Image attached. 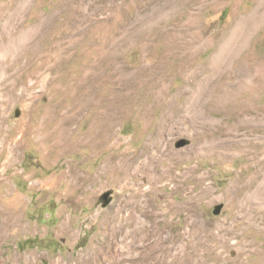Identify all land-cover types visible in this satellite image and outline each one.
<instances>
[{"label": "rangeland", "instance_id": "1", "mask_svg": "<svg viewBox=\"0 0 264 264\" xmlns=\"http://www.w3.org/2000/svg\"><path fill=\"white\" fill-rule=\"evenodd\" d=\"M20 3L29 67L0 98V136L22 146L10 163L0 152V213L16 212L0 264H77L106 246L96 264H264V0H0V43ZM233 36L243 49L216 66ZM157 136L181 181L122 180L111 160ZM213 136L254 141L230 156L195 148Z\"/></svg>", "mask_w": 264, "mask_h": 264}, {"label": "bare ground", "instance_id": "2", "mask_svg": "<svg viewBox=\"0 0 264 264\" xmlns=\"http://www.w3.org/2000/svg\"><path fill=\"white\" fill-rule=\"evenodd\" d=\"M17 7L18 8H16V11L10 15L9 19L7 21L5 19V22L2 23L3 24V35L2 36H6L7 40L4 39V41L0 43V71L5 73V75L0 74V85L3 87L2 92H4L3 94H1L2 92L0 93V98L1 96L4 98L5 95L9 97H14V91H15V88L17 87L18 80L14 81L13 79L16 75L18 74L20 75L22 72H25L27 68L29 67L28 62L23 61V58L26 53V52L24 53V41L27 40V38H24V36H27L30 34L27 31L26 33H24L23 29H20L21 27H19V25L16 23L23 14V8L21 6V3ZM42 23L43 22H40V24ZM245 23L247 24L246 21ZM250 25H253L252 20L250 21ZM11 27L16 28L14 32H11L9 30V28ZM244 28L245 27L243 26V24L240 23L234 31L236 37L239 33L238 37L241 36L242 42L246 40L248 36V32L250 30L249 29L246 32ZM20 33H23V34L19 35ZM242 42L238 43V40L234 36L230 37L224 42L223 45L219 47L217 51V55L214 59H212V62L213 63L216 62L215 65L217 66V63L220 61V59H217L218 57H220L218 56L220 52L225 53V52L231 51L232 49H236V50L243 49L244 44ZM46 69H52V68L46 67ZM202 74H203V70L200 73H198L199 76H201ZM207 97H208V92L205 89V90L196 92L194 95L191 96V98H189V101L195 105H198L200 104V102L203 103L207 99ZM231 99H232V95L229 93L220 94L216 102L220 103V105L223 103L229 104ZM1 102L2 100L0 99V103ZM245 119H246V115H241L238 121L239 122L244 121ZM165 130H167V128ZM250 137L251 136H213L210 138L199 140L196 143L195 148H197V150L201 149L203 151L218 153V154H221L222 156H230L236 153L237 149L241 151H246L249 145H251L250 143H253L251 142L253 138H250ZM166 138H167L166 136H157L154 139L150 140L148 143H146V145L141 150L134 152L133 154L124 153L123 155L119 157H114L111 160L112 167H114L115 169L117 167H120L122 169L123 171L122 180H126V179L128 180L129 175H131L132 177L134 176L135 173H138V172L147 173L149 177L148 181L151 184V187H153V185H155L158 182H164L165 180H167V178L170 180L171 176H173V180H175L177 183L180 182L183 175H181L180 173L178 174L177 172L175 173V175H173L172 172L174 169V165H172L170 161L168 162V164H162L163 162L167 161L166 158L174 154V151L172 150L170 146L168 138L167 139ZM263 142H264V136H255V141H254L255 144L256 143L261 144ZM236 145L238 146L237 149L235 147ZM20 146H21V143L19 140H15L13 143H11L8 140L7 136H0V152L1 154L3 152H7V159H6L7 163L15 161V159H17L20 156L19 155ZM161 164L163 165V168H161ZM262 170H264V165H261L260 171L262 172ZM116 172H119V171H116ZM202 178H206V177L203 176ZM136 181L137 180L134 179L133 183H135ZM142 185L144 184L140 183L139 186L136 188L135 192L138 194H141L140 196H148L150 193L149 190L143 193L141 192ZM262 188H264V186ZM140 196H136L135 197L136 200L132 201V204H131L133 207V211H132L133 221L136 220L135 212L139 210V197ZM236 197L237 198L240 197L239 193L236 194ZM238 200H240L241 202V199L238 198ZM148 203L152 208H154V204L150 202V199H148ZM1 210L3 212L0 213L2 217L0 224L2 225V228L9 229L11 225L13 224L15 225L16 223L15 222L16 219H13L15 217L14 215L16 214V212L13 213L9 210H4V209H1ZM148 228L149 227L146 225L143 230L146 233H148L149 232ZM135 232H139V229H136L134 231V234H136ZM106 247L107 248L103 249L102 252H99L98 254L89 255V257H87L86 259L78 261L77 264H96L98 261H100V259H103V256H104L103 253L105 254L106 259H107L110 246H106ZM147 258H151V252L147 253ZM117 264H123V263L118 261Z\"/></svg>", "mask_w": 264, "mask_h": 264}, {"label": "water", "instance_id": "3", "mask_svg": "<svg viewBox=\"0 0 264 264\" xmlns=\"http://www.w3.org/2000/svg\"><path fill=\"white\" fill-rule=\"evenodd\" d=\"M182 144H184V143H182ZM104 199H105V203H104V205L106 206V205H108V204L110 203V201H111V198H110V192H107V193L104 194Z\"/></svg>", "mask_w": 264, "mask_h": 264}]
</instances>
